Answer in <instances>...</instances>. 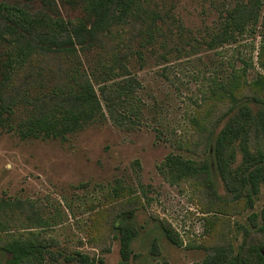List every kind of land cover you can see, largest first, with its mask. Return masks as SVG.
<instances>
[{"label": "trees", "instance_id": "trees-1", "mask_svg": "<svg viewBox=\"0 0 264 264\" xmlns=\"http://www.w3.org/2000/svg\"><path fill=\"white\" fill-rule=\"evenodd\" d=\"M217 2H211L213 23L202 31L186 23L181 0H0V130L22 140L64 143L70 135L107 120L117 126L147 124L149 106L138 70L172 56L179 59L238 42L246 32L256 34L264 19V0ZM259 63L264 71V47ZM233 69L227 79L212 78L207 91L214 100L202 115L207 121L192 120L203 134V156L170 152L162 167L172 183L202 178L210 194L224 199L218 195L220 182L235 207L253 209L264 187V73L253 82L245 78L246 66ZM177 146L189 150L183 138ZM25 204L0 197L3 264H59L60 258L106 264L103 257L81 249H55L43 233L48 221L39 215L26 213L35 228L10 232L12 214H25ZM134 210L112 214L120 264H132L141 256L132 247L140 234ZM249 218L255 229L246 230L242 243L211 245L192 264H264V205ZM159 228L170 242L180 244L170 224L161 222ZM150 252L160 254L154 242Z\"/></svg>", "mask_w": 264, "mask_h": 264}, {"label": "rangeland", "instance_id": "rangeland-1", "mask_svg": "<svg viewBox=\"0 0 264 264\" xmlns=\"http://www.w3.org/2000/svg\"><path fill=\"white\" fill-rule=\"evenodd\" d=\"M211 2L181 0V13L191 28L203 31L213 23ZM260 20L256 34L246 32L238 42L179 59L172 56L167 62H151L138 70L149 106L147 124L117 126L107 120L70 135L64 143L58 139L22 140L13 132L0 130V197L26 203L25 214H12L10 232L35 228L26 213L39 215L48 221L43 233L55 249H81L92 257H103L106 264H120L112 214L134 208L140 234L132 247L141 256L132 264L161 260L192 264L211 245L242 243L246 230L255 229L249 215L262 210L264 187L253 209L242 204L235 207L220 182L218 195L224 199L210 194L202 178L172 183L162 162L170 152L203 156V134L192 120L202 118L214 100L208 97L207 88L215 75L227 79L233 68L246 66L245 78L254 82L264 73L259 63L264 47V19ZM220 107L215 108L217 112ZM179 138L187 142L188 151L178 149ZM161 222L177 231L180 244L166 238L159 228ZM153 242L159 256L150 252ZM59 264L76 263L60 258Z\"/></svg>", "mask_w": 264, "mask_h": 264}]
</instances>
